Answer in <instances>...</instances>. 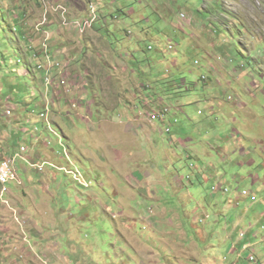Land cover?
Listing matches in <instances>:
<instances>
[{"label":"rangeland","instance_id":"1","mask_svg":"<svg viewBox=\"0 0 264 264\" xmlns=\"http://www.w3.org/2000/svg\"><path fill=\"white\" fill-rule=\"evenodd\" d=\"M60 1L72 17L87 12L88 0ZM98 1L107 28L97 24L82 36L52 26L56 59L72 61L53 74L56 133L39 117L40 74L32 82L19 70L12 80L0 71L1 83L10 82L5 93L25 97L12 101L9 118L11 101L0 94V145L18 143L10 135L18 122L29 129L18 137L32 157L16 161L23 184H8V202L0 198V264H247L241 248L231 250L237 226L252 230L246 240L263 256L264 0ZM42 13L39 0H0V52L12 58L4 72L18 58L42 60ZM141 83L169 97L175 122L144 120L138 105L147 111L157 102ZM178 137H195L188 152L171 144ZM238 144L250 155L236 153ZM4 148L0 160L12 154ZM204 167L223 178L206 180ZM215 183L228 192L213 190ZM243 190L258 200L226 203Z\"/></svg>","mask_w":264,"mask_h":264},{"label":"clouds","instance_id":"2","mask_svg":"<svg viewBox=\"0 0 264 264\" xmlns=\"http://www.w3.org/2000/svg\"><path fill=\"white\" fill-rule=\"evenodd\" d=\"M46 1V4H44V2H43V0H39V2H40V5H41V8H42V11H43V13H42V20L44 19V13H45V7L47 6L49 9H50V11H49V14H47V17H48V22L45 24V25H42L41 27H39V29H38V27H37V29H38V31H39V33L40 32H43L44 33V37H43V41L41 42V46H40V52H41V54H42V56L40 57L42 60L40 61L39 60V58H37V59H32V60H29L28 59V61L26 60V59H23V58H18L17 59V61H16V63L14 64V65H11L10 67L11 68H13L12 70H11V72H4V75H12V74H14L15 75V73L18 71V69H17V67H22L23 65L25 66V67H28V72L26 73V75H29L30 73H32L31 71H33V73H39L40 74V79H39V81L41 82V87L43 88V92H41V95L43 96V100H44V105H43V112H47V117H42L41 116V114H42V112L41 113H39V117L41 118V119H43V120H45L48 124H49V129L52 131V132H54V133H56V131H55V129L54 128H52V126H51V124L52 123H54L53 122V120L51 119V112H52V107L55 105V103H56V101H54V100H51L50 99V94L52 93V91H53V89L56 87V82L54 81V77H53V74L54 73H56V72H61L62 74L64 73V70H66L69 66H70V64H71V60H67V62H64V63H62L61 61H59V60H57L56 59V56L54 55V53H53V51H52V49H51V46H50V43H51V41L54 39V35H53V33L55 32L53 29H52V26L53 25H59V30L61 29V28H64V29H68V30H71V31H73V30H75V31H78V30H76V29H74L72 26H70V25H65L64 24V21H63V15H62V11H60V10H55L53 7L54 6H56V5H63L64 7H66L67 8V10H68V12H67V14H66V16H67V19H68V21L69 22H71V21H73V20H77V19H83V18H85L87 15H88V7H89V4L91 3V2H95L97 5H98V7H99V19L93 24V26L92 27H90L91 29L92 28H94V26L96 27V25L97 24H103L102 22H104V24L107 22V18L103 15L102 16V10H103V8H104V6L102 5V2H99L98 0H88V4H87V12H86V14L84 15V16H82V17H72V14H71V11H70V9H69V5L67 4V3H64V2H62V1H60V0H45ZM181 17H182V14H181ZM183 18V17H182ZM186 18H187V16H186ZM186 18H184V19H186ZM42 20L39 22V24L42 22ZM18 25V24H17ZM19 27H20V25H19ZM89 28V29H90ZM107 28V27H106ZM89 29H87L85 32H83V33H80L79 31V33L82 35V36H84L85 35V33H87V31L89 30ZM90 29V30H91ZM100 30H103V28H100ZM14 31L16 32V31H18V27L16 26L15 28H14ZM58 31V30H57ZM105 32H107V30L105 29ZM27 42V41H26ZM45 44L47 45V47L45 46ZM153 49V46H149V50H152ZM29 52H30V50H29ZM33 52H36V54L38 55V50L36 49V50H33ZM45 52H49V54H50V56H51V59H52V62H53V65H54V68H53V71H52V74H51V79H52V83H51V85H48L47 83H46V77H47V74H46V72L44 71V69H39L38 68V65H39V63H44V64H48L47 62H46V56H45ZM10 59H12V58H5L3 55H2V53L0 52V70L2 69V65L4 64V63H6L7 61H9ZM56 63H60V65L61 66H57L56 65ZM197 63H199V61H196V64ZM30 65H32V67L30 66ZM34 66V67H33ZM18 74V73H17ZM25 74H21V76L20 77H22V76H24ZM16 76V78H17V75H15ZM2 76L0 75V78H1ZM32 77V76H31ZM18 79V78H17ZM203 79H205V77H203ZM36 78H32V82H36ZM38 81V80H37ZM177 81H179L178 79H174V81L173 82H177ZM2 81L0 80V88H1V92H0V94H2V95H4L3 97L4 98H6V99H9L10 101H11V105H10V107L12 108V112H13V114L12 115H7V113H5V116L6 117H9V118H11V117H14L15 116V112H14V109H15V104L12 102L13 100H15V96H13V93H10L9 95H7L6 93H5V91H4V89L6 88V85H3L2 83H1ZM178 84V83H177ZM5 86V87H4ZM141 86H144L145 87V89H143V94L145 95V97L146 98H148L149 99V97H151V98H153V102L154 101H156L157 102V104H156V106H154V105H152L151 103H147V105L148 104H150V105H148V110L146 111L145 109H144V107L143 106H139L138 105V110H143V111H145V112H147L146 113V119H144L145 121H147L148 123L150 122V123H152V124H154V126L155 127H157V125L155 124V122H158V121H151L150 120V118H149V112L151 111V109L154 107V108H157V109H159V108H163V107H169L170 108V111H169V113H168V115H167V117H166V119L165 120H159V121H163L165 124H168V123H170L171 121H176L177 119L175 118V115H172V111H173V107H171L170 106V104L168 103V96L166 95V94H164V93H162L161 91H159V90H155L154 88H153V86H151L150 85V83H141ZM180 86V88H182V84L181 85H179ZM147 88V89H146ZM153 89L156 91L155 93H153V94H150L151 93V91H153ZM19 89H17V88H15V91H17V92H19L18 91ZM146 91V92H145ZM231 98V97H230ZM148 99H147V102H148ZM21 102V101H20ZM146 103V102H145ZM9 107V108H10ZM48 107V108H47ZM73 107H77V104L74 102L73 103ZM48 109V110H47ZM137 110V111H138ZM7 112V111H6ZM18 128H19V130H21V129H24L26 132H29V129H26V128H24L23 127V125L21 124L20 126L18 125ZM37 129V128H36ZM158 128H156L154 131H156ZM167 129H169V130H167L168 132H171V129L170 128H168L167 127ZM22 138H23V136H21L20 137V140L19 141H21L22 140ZM65 134L63 135V136H61V142H62V144L64 145L65 144ZM38 140V139H37ZM21 146H25L26 148H27V151H28V147L25 145V144H20V146L18 147V149L17 150H15V153L16 152H18L19 150H20V148H21ZM27 151L25 152V155H24V158H19V159H24V160H30L29 159V157H27ZM185 151V150H184ZM187 152V151H186ZM15 153H13V154H11L10 156H12V155H14ZM9 157V156H8ZM190 157H191V155H190ZM6 158V157H5ZM4 159V158H3ZM2 160V159H1ZM0 160V161H1ZM48 163V161H45V162H43V163H41V164H39L38 165V168H40V169H45V165ZM32 165H34V167H35V164L34 163H32ZM192 165V164H191ZM192 167L193 168H195L196 166L195 165H192ZM16 168H17V166H16ZM17 171H18V168H17ZM19 175V174H18ZM20 177V176H19ZM221 178H223V176H221ZM20 180H21V183H18V182H16V181H14V182H11V183H17L18 185H22L23 184V181H22V179H21V177H20ZM218 182H220V181H218ZM9 188V187H8ZM213 190H220V191H222V192H228V189L226 188V187H224V185L222 184V183H215L214 185H213ZM249 191V190H248ZM10 192H11V190H10V188H9V193L4 197V198H2L1 196H0V198L2 199V201H4V202H8V200L7 199H5L7 196H9L10 195ZM250 193H252L251 191H249ZM253 194V193H252ZM253 195H255V194H253ZM256 196V195H255ZM249 198V199H251V197H249V196H245V195H241V193H239V198H237L238 200H237V202H236V204H239V200H240V198ZM257 197V196H256ZM252 200V199H251ZM257 200H258V197H257ZM256 200V201H257ZM253 201V200H252ZM256 201H253V202H256ZM217 209V208H216ZM263 215H264V213H263ZM204 216L206 217V218H208V216H209V214H206V215H204L203 214V217L202 218H200V222H204ZM263 226H264V224H263ZM253 228V225L251 224L250 225V229H252ZM241 232H243V231H241ZM249 234V231L247 232V234H246V236L245 237H241V233H240V237H241V239H246V237H247V235ZM249 248H251V245L250 244H248L247 246H246V249L248 250ZM246 250V251H247ZM256 253V251L255 250H252L251 252H250V254L251 253ZM247 254V252H243L242 254H240V256L239 257H245V259H246V263H249L248 262V256L250 255H246ZM256 255H258V254H256ZM259 256V255H258ZM259 257H264V255L263 256H259ZM250 264V263H249Z\"/></svg>","mask_w":264,"mask_h":264},{"label":"built area","instance_id":"3","mask_svg":"<svg viewBox=\"0 0 264 264\" xmlns=\"http://www.w3.org/2000/svg\"><path fill=\"white\" fill-rule=\"evenodd\" d=\"M43 2L44 4H46L45 0H43ZM53 8L57 11L58 10L62 11L63 21H64V24H66V18H67L66 14L68 12L67 8L64 7L63 5H56ZM49 11L50 9L46 6L45 13H44L45 14L44 19L39 24L38 28L42 25H45L48 22L47 14H49ZM96 19H99V8H93L92 2H91L88 7V15L83 19H79L78 31L81 33L85 32L87 29L93 26V24L96 22ZM45 46L47 47L46 44ZM45 56H46V62L48 64L39 63L38 68L40 70L44 69V71L47 74L46 83L48 85H51L52 83L51 74L52 73H50V64H53V62H52L49 52H45ZM56 64L57 66H61L60 63H56ZM169 111H170L169 107H163L159 109L153 107L151 111L149 112V118L151 121L165 120ZM44 114H45V117H47V112H44ZM26 151H27V148L25 146H21L20 150L16 152L14 155L6 157L0 161V196L2 198H4L9 193L8 184L14 181L21 183V180L18 175L17 168H16V161L19 158H24ZM251 198H253V201H255V195L252 194ZM246 234H247L246 232H241V237L242 238L245 237ZM248 262L250 264H255V262H262L263 264L264 257H259L255 253H251L248 256Z\"/></svg>","mask_w":264,"mask_h":264},{"label":"crops","instance_id":"4","mask_svg":"<svg viewBox=\"0 0 264 264\" xmlns=\"http://www.w3.org/2000/svg\"><path fill=\"white\" fill-rule=\"evenodd\" d=\"M103 24H104V22H102ZM107 24L108 23H105L104 24V27H107ZM65 25H70V26H72L74 29H76V30H78V27L73 23V22H71L70 24H65ZM59 28V27H58ZM58 28L57 29H55V28H53V30L55 31V30H58ZM106 29V28H105ZM58 32H59V30H58ZM58 32H57V34H58ZM81 33V32H80ZM57 34H55V36H57ZM61 36H59L58 37V39L60 38ZM68 37H70V36H68ZM17 69L20 71V72H22L23 74H25L26 75V73L28 72V67H25L24 65L22 66V67H17ZM1 72H3L4 73V71L1 69L0 70ZM32 73H30L29 74V76L31 77V79L32 78H36L37 80H38V77H37V75H36V73H33V71H31ZM3 75V74H2ZM12 75H14V74H12ZM12 75H4L3 77H10L9 78V80H12V79H17L16 78V76H12ZM7 86V90L8 89H11V87H10V82H8V85H6ZM24 95L26 94V91H23L22 92ZM22 98V99H21ZM15 99H20V101L21 102H24V100H25V97H16L15 96ZM90 102H93V101H89V103ZM246 106L247 105H242V107H243V109L244 108H246ZM87 107H89V106H87ZM84 107L82 106V104H80L79 105V109L80 110H82ZM211 108V111L213 112V111H215V109H214V107H210ZM23 111L25 112V109H26V106L24 105V107H23ZM87 110H89V112H91L90 111V109H87ZM79 113H81V112H79ZM78 113V114H79ZM76 116H77V114H76ZM84 118V116H82V119ZM234 121H237V119L236 118H234ZM16 123H17V125H16ZM210 123V122H209ZM209 123H207V124H209ZM201 125H202V127H204V119L202 118V121H201ZM11 128V130H10V132H11V137L12 136H14L13 134H15V136L20 140V137L21 136H19L18 137V135H19V132H20V130H19V128H18V122H14L13 124H12V126L10 127ZM3 135H4V133L2 132V133H0V138H2L3 137ZM231 135L232 136H234L233 138H236L237 136H235V135H233L232 133H231ZM15 140H16V138H15ZM22 140H23V138H22ZM22 140L21 141H18V143H15L16 145H14V144H8V145H5L4 144V146H1L0 145V148L1 147H5L4 149H5V153L6 152H8V151H10V152H12V154L13 153H15V150H17L18 149V147H19V145L20 144H22ZM38 140H40V139H38ZM1 141V140H0ZM176 141H177V143H176ZM195 141V137H183V138H180V137H178L176 140L174 139V140H172L171 141V144H175V145H179V146H183L184 147V149L183 150H185V151H187V145L188 144H190V143H192V142H194ZM179 143V144H178ZM181 144V145H180ZM213 146L211 145V144H209L208 146H206V148L209 150V151H212V148ZM236 153H241V155L242 154H244V155H250V153H249V151L248 152H245V148L244 147H241L240 146V144H238L237 146H236ZM188 152V151H187ZM262 152H264V151H262ZM190 153V152H189ZM27 157H29V159H32V157H31V155L29 154V155H27ZM247 163H249V164H252L253 162H252V159L251 158H248L247 159ZM209 172H210V175L207 173V172H205V167H204V178L207 180L208 178H212L213 180H215V179H219L221 176H219L218 175V170H214V171H211V170H209ZM260 178V176L258 175V176H254L253 177V181L254 180H257V179H259ZM257 182V181H256ZM16 197H17V195H16ZM18 198V197H17ZM228 202L226 201V203L227 204H231L232 203V201H237L238 199H236V200H233V199H229L228 198ZM230 200H232V201H230ZM217 206V205H216ZM217 209H219V206L217 207ZM218 213L220 214V215H222V212H221V210H218ZM237 229L239 230V232L241 233V228H239L238 226H237ZM240 233H239V242H238V246L236 247L235 246V244H233L232 246H231V250L233 251V252H238V251H240V249L239 248H241V252L239 253V256H240V254H242L243 252H246V246L249 244L248 243V240H244V239H241V237H240ZM252 234V230H249V235H251ZM251 245V248H249L248 250L251 252L252 250H253V244H250ZM247 255V254H246ZM244 259H245V257H243ZM247 264H249V263H247Z\"/></svg>","mask_w":264,"mask_h":264},{"label":"bare ground","instance_id":"5","mask_svg":"<svg viewBox=\"0 0 264 264\" xmlns=\"http://www.w3.org/2000/svg\"><path fill=\"white\" fill-rule=\"evenodd\" d=\"M96 4V3H95ZM92 7L93 8H95L93 5H92ZM98 7V6H97ZM57 65V64H56ZM52 66H53V64H50V73H52V71H53V69H52ZM0 92H1V88H0ZM9 110V111H8ZM8 115H12L13 114V110H12V108L10 107V108H8ZM48 110V109H47ZM7 113V112H6ZM41 116L42 117H45V114H44V112H42V114H41ZM242 194L243 195H245V196H250L251 195V193L248 191V190H243L242 191ZM255 264H262V262H255ZM264 264V263H263Z\"/></svg>","mask_w":264,"mask_h":264}]
</instances>
